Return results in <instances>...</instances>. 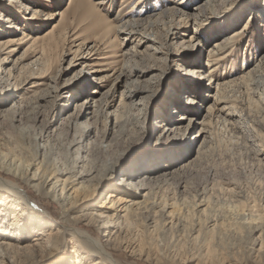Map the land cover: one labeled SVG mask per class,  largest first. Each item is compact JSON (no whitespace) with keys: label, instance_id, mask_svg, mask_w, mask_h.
I'll return each instance as SVG.
<instances>
[{"label":"rangeland","instance_id":"obj_1","mask_svg":"<svg viewBox=\"0 0 264 264\" xmlns=\"http://www.w3.org/2000/svg\"><path fill=\"white\" fill-rule=\"evenodd\" d=\"M204 1L0 0V41H14L10 47L0 49V61H10L0 64V83L4 82L0 103L9 101L5 91L10 87L18 91L3 106L9 109L16 105L8 111L7 121L0 128V154H20L18 143L23 134L26 142L33 143V136L49 133L55 126L67 133L69 147L93 129L92 152L101 167L108 162L117 163L125 165L122 169H128L127 173L140 172V176L147 174L149 163L159 164L160 168L155 167L152 173L160 175L195 160L160 183L161 202L179 203L185 195L192 198L200 193L224 212L233 210V206L251 204L257 205L253 215L261 214L264 159L259 152L264 151V71L256 89L241 77L264 55V0H232L225 7L215 3L195 25L187 16ZM35 9L41 10L38 20L31 19ZM7 18L12 22L7 24ZM28 35L33 41L26 43ZM233 35L225 51L231 57L215 66L217 70L210 77L220 83L233 79L238 82L221 93L218 85L204 92L207 83H201V78L206 72L208 53L218 52L213 50L215 43ZM190 68L201 71L195 81L186 76ZM126 85L142 92L129 97ZM95 90L100 93L93 94ZM216 94L236 108L233 116H224L216 109L208 112L215 107ZM189 98L197 100L199 106L189 105ZM85 100L96 101L95 111L87 114ZM179 114L187 120L171 126ZM77 120L82 127L75 128L73 122ZM15 123L20 128L31 126L30 130H16ZM167 127L179 128L175 131L182 136L166 140V146L158 151L161 134ZM202 128L209 130L208 140L198 155L203 138L198 141L197 137ZM187 133L191 140L183 137ZM167 152L170 156L160 155ZM171 157L180 165L169 162ZM165 164L170 165L169 169L163 168ZM0 176L21 183L20 193L40 201L51 216V223L59 222L64 208L54 199L31 192L19 179L1 172V168ZM121 178L118 175L107 183L87 211L97 209L108 192L116 191ZM175 209L182 214L188 210H181L180 206ZM72 228L80 232L79 226ZM87 229L91 230L90 240L97 243L102 237L99 228ZM146 233L144 229L136 239L139 253L150 252V260L119 250L116 258L121 264H180L155 258L152 244H166L165 237L154 233L152 240ZM245 235L240 239L223 237L229 245L241 248L246 245Z\"/></svg>","mask_w":264,"mask_h":264},{"label":"bare ground","instance_id":"obj_2","mask_svg":"<svg viewBox=\"0 0 264 264\" xmlns=\"http://www.w3.org/2000/svg\"><path fill=\"white\" fill-rule=\"evenodd\" d=\"M230 2L232 0H205L201 6L192 9L193 13L187 16L188 20H193L197 25L203 12L214 8L215 3L225 7ZM171 10L177 12L175 8ZM262 13L264 15V6ZM40 14L41 10L35 9L31 19H40ZM5 22L8 24L12 21L7 18ZM27 38L26 43L33 41L30 35ZM233 38L234 35L218 41L213 48L218 52L211 50L208 53L207 63L204 65L206 72L201 78V83H207V87L203 86L204 92H210L218 85L220 90L218 93H221L225 87L228 88L238 82L233 79L220 83L210 77V74L217 70L215 66L231 57L228 54L229 51L227 53L225 51L231 45L230 41ZM147 40L152 41L151 38ZM12 42L14 41L1 40L0 49L10 47ZM259 61L241 77V80H246L250 85L255 86L254 89L261 85L259 78L262 76L260 73L264 71L262 70L264 55ZM9 62L8 58H1L0 64ZM200 73L201 71L197 68H190L186 76L195 81ZM93 80L98 82L96 78ZM3 84L4 82L0 83V89L4 87ZM97 86H99L98 83ZM125 88L129 97H136L139 92H142L140 89L128 88V85ZM17 92V89L13 87L5 91L9 97L6 99L9 101L0 103V128L7 121L8 111L16 105L9 109H4L3 106H7L6 104L14 99ZM94 93L100 92L95 90ZM187 102L189 105L199 106V102L195 99L189 98ZM85 103H87V114L98 107L96 101L85 100ZM214 103L215 107L210 108L209 113L210 110L215 109L223 112L227 117L236 113V108L219 94H216ZM184 120H187L186 116L179 114L171 121V126L181 125ZM73 124L75 128L83 126L78 120ZM30 127L26 125L20 128L16 123L14 124V128L23 133L29 131ZM54 128L46 134H34L35 142L33 143L26 142V136L21 133L23 137L21 143H18L21 153L0 154L1 172L19 179L26 187H29L31 192L44 198L54 199L60 207L64 208L59 222L53 224L49 221L51 216L45 212L46 209L42 208L40 201L35 202L34 197L31 198L29 194L20 193L19 190L23 189L21 183L11 179L3 180L4 178L0 176V264H121L116 258L119 250L150 260L151 257L148 254L150 252L139 253L140 248L136 239L140 237L136 235L143 233L144 229L148 232L146 234L150 239L154 233L165 237L166 244L158 245L152 242L153 253H151L155 258L160 257V260L180 264H264V208L259 215H253L257 205L251 204L247 206L241 204V207L233 206V210L224 212L212 203L210 197L200 193L192 195V198L188 195L183 196L179 202L180 205L176 200L161 202L162 199L160 200L158 195L160 183L168 180L173 174H179L180 169L188 168L195 160L186 161L176 170L169 169L170 165L165 164L163 168L169 170L160 175L152 173L155 167L159 169L160 165L153 166L149 163L147 174L138 176L140 172L127 173L128 169H122L125 165L122 167L117 163L115 165L108 162V165L103 164L104 166L101 167L97 164V159L92 152L93 129L85 138L71 142L72 144L70 143L68 147L67 133H63V130L55 126ZM175 129L179 128L167 127L163 130L160 137L162 141L156 148L158 151L166 146L164 143L166 140L178 134L182 136V133ZM60 131L61 134H58ZM208 133L209 130L202 128L197 137L198 141L203 138L198 155L208 140ZM183 137L191 140L188 133ZM173 144L176 143L173 142ZM259 153L264 159V151ZM166 154L170 156L171 153L160 155L163 157ZM169 162H173L176 167L180 165L173 161L172 157ZM118 175L122 176L120 183L117 184L119 188L108 192L105 201L97 209L88 212V206L96 198L98 199L99 194L106 188V184L116 180ZM179 206L181 210L188 208L187 213L178 212L175 208ZM171 209L174 210L171 211ZM231 215H235V218ZM72 226H79L80 232L74 231ZM87 227L99 228L102 237L98 238L97 243L90 240L91 230ZM243 233L246 234L244 240L246 245L241 248L239 245L238 247L229 245L226 237H223L228 235L229 238L240 239ZM130 235H133V241H130ZM240 245L242 246V243Z\"/></svg>","mask_w":264,"mask_h":264}]
</instances>
